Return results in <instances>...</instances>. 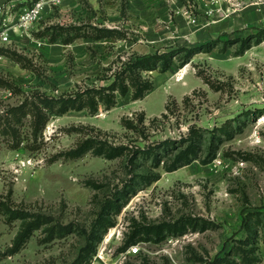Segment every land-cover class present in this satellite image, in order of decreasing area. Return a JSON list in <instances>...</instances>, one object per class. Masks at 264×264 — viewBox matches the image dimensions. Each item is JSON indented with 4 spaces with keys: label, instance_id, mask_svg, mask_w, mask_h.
Segmentation results:
<instances>
[{
    "label": "rangeland",
    "instance_id": "obj_1",
    "mask_svg": "<svg viewBox=\"0 0 264 264\" xmlns=\"http://www.w3.org/2000/svg\"><path fill=\"white\" fill-rule=\"evenodd\" d=\"M0 53V119L42 94L108 87L138 57L170 61L139 70L142 98L52 114L36 141L28 114L13 121L17 148L0 135V200L70 226L14 250L22 221L0 215V264H216L247 237L264 264V6L61 0ZM87 138L128 150L64 156Z\"/></svg>",
    "mask_w": 264,
    "mask_h": 264
},
{
    "label": "trees",
    "instance_id": "obj_2",
    "mask_svg": "<svg viewBox=\"0 0 264 264\" xmlns=\"http://www.w3.org/2000/svg\"><path fill=\"white\" fill-rule=\"evenodd\" d=\"M166 55L150 56V57H138L134 61H129L125 66V69L115 76V80L108 87H102L96 89H86L83 92L77 93L70 97H52L46 94L39 96V103L26 102L16 108H12L7 111V117L0 119V135L7 138L11 142L13 148H17L22 142L19 130L13 125L21 123L22 119L28 114H31L33 119L31 120V127L33 129L32 136L35 141L38 139L39 133L43 131L52 114L61 115L70 110H83L89 107L91 111H97L99 104L103 103L107 107H113L116 103V95L119 93L125 97L131 90L134 99L142 98L148 91L152 89V83L143 79L139 70L156 69V60L160 58L164 62V68L170 67V61ZM12 117H11V116ZM10 117V118H9ZM128 150L125 146H112L106 141L97 140L96 138H87L80 142L75 148L64 153L68 158H79L85 153L93 152L98 156H104L107 159H114L122 156ZM152 150V149H151ZM153 151H150L151 153ZM141 154V153H140ZM176 156L171 165L168 166L170 171H173L180 166L190 161V157L183 155ZM8 200H0V215L6 216L11 220H21L22 226L18 232L15 242L14 250L21 248L27 240L33 235L36 230L41 229L43 226H48V232L50 236L56 234H62L64 231L70 228V226H64L60 223L54 222L53 217H50L43 213H32L30 211L13 208ZM114 201H110L107 206L112 207ZM149 228H147L148 230ZM166 230L172 231L171 226ZM164 231V230H163ZM253 241V240H252ZM250 237L246 239H240L237 241L238 247L231 248L230 256L233 253L236 256L237 261L232 260L227 254L220 257L216 264H255V257L253 249H248L253 242Z\"/></svg>",
    "mask_w": 264,
    "mask_h": 264
},
{
    "label": "built area",
    "instance_id": "obj_3",
    "mask_svg": "<svg viewBox=\"0 0 264 264\" xmlns=\"http://www.w3.org/2000/svg\"><path fill=\"white\" fill-rule=\"evenodd\" d=\"M61 0H28V5L21 9V14L16 18L15 11L17 4H8L0 8V46L12 42V34L21 28H28L36 23L43 14L44 9L52 4H58ZM29 2L31 4H29ZM251 6L262 7L264 0H250ZM0 53V60L3 59ZM138 247L133 246L131 252L137 253Z\"/></svg>",
    "mask_w": 264,
    "mask_h": 264
},
{
    "label": "crops",
    "instance_id": "obj_4",
    "mask_svg": "<svg viewBox=\"0 0 264 264\" xmlns=\"http://www.w3.org/2000/svg\"><path fill=\"white\" fill-rule=\"evenodd\" d=\"M24 2H25V4H22ZM26 2H27L26 0H0V8L4 5L16 3L18 5L17 7L22 9L28 5V3H26Z\"/></svg>",
    "mask_w": 264,
    "mask_h": 264
}]
</instances>
